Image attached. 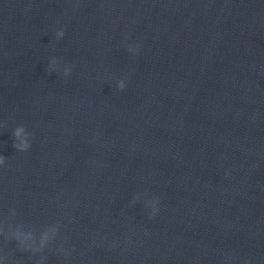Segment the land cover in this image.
<instances>
[{"label":"water","instance_id":"obj_1","mask_svg":"<svg viewBox=\"0 0 264 264\" xmlns=\"http://www.w3.org/2000/svg\"><path fill=\"white\" fill-rule=\"evenodd\" d=\"M0 156L4 264H264V0H0Z\"/></svg>","mask_w":264,"mask_h":264},{"label":"clouds","instance_id":"obj_2","mask_svg":"<svg viewBox=\"0 0 264 264\" xmlns=\"http://www.w3.org/2000/svg\"><path fill=\"white\" fill-rule=\"evenodd\" d=\"M64 35V31L61 30L60 32L57 33L58 37H63ZM50 71H56V65L55 63L50 65ZM65 77H67L69 75L68 70H65L62 73ZM117 89L119 91H123L125 89V83L123 81L119 82L117 84ZM14 144L13 147L15 148V150L19 153H25L28 152L31 148V134L26 131L25 127L23 125L18 126L14 132ZM5 164V159L3 156H0V167H3ZM152 210L150 213V217L152 218L154 217L157 212L159 211V209L153 204L151 206ZM57 229H51L45 233H43V235L40 237L39 239V246L35 247L36 245V240L35 238L31 235H23L22 233H17V239L20 242L21 247L25 248L26 250H30V251H34V252H38V251H42L45 246L48 244V242L55 236ZM0 264H4V260L3 258H0Z\"/></svg>","mask_w":264,"mask_h":264}]
</instances>
